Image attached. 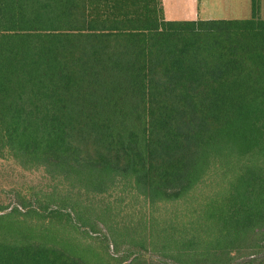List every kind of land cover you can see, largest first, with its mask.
I'll list each match as a JSON object with an SVG mask.
<instances>
[{
	"label": "trees",
	"instance_id": "16d2710c",
	"mask_svg": "<svg viewBox=\"0 0 264 264\" xmlns=\"http://www.w3.org/2000/svg\"><path fill=\"white\" fill-rule=\"evenodd\" d=\"M252 12L0 0V159L55 183L0 206V264H264L261 0Z\"/></svg>",
	"mask_w": 264,
	"mask_h": 264
},
{
	"label": "rangeland",
	"instance_id": "374dc122",
	"mask_svg": "<svg viewBox=\"0 0 264 264\" xmlns=\"http://www.w3.org/2000/svg\"><path fill=\"white\" fill-rule=\"evenodd\" d=\"M216 8L221 5L228 11L225 13L224 20L235 21L236 19H249L252 16L251 0H215ZM173 5L172 13L169 12V16L174 20H190L197 14V0H171ZM221 6L219 8H221ZM261 19L264 20V1L261 2ZM55 183L52 182L43 170L25 171L13 160L0 159V206L13 207L18 203L17 197L31 198L36 195L44 194L54 190ZM62 186H59L61 188ZM58 189V188H57ZM60 190V189H58ZM61 196L66 195L64 191L60 192ZM106 201L115 202L117 198L115 195L107 197ZM124 207V206H123ZM122 208V207H120ZM103 233L108 232L103 229ZM124 243L120 245V255L126 248ZM115 250V248H114ZM113 254V246L110 249ZM143 258L146 262L171 264L167 261H161V259L155 258L150 253L146 254Z\"/></svg>",
	"mask_w": 264,
	"mask_h": 264
},
{
	"label": "crops",
	"instance_id": "0c3cea01",
	"mask_svg": "<svg viewBox=\"0 0 264 264\" xmlns=\"http://www.w3.org/2000/svg\"><path fill=\"white\" fill-rule=\"evenodd\" d=\"M163 1V7L165 9V17L168 21H231L230 20H224L225 13H228L226 9H222L223 7L221 5H218L216 8L215 0H197V14L193 16V19L190 20H174L173 17L169 16V12L172 13L173 5L171 4V0H162ZM264 0H261V2ZM252 3V0H251ZM221 6V8H219ZM252 9V5H251ZM252 18V16H251ZM249 18V19H251ZM241 20V19H236ZM242 20H248V19H242Z\"/></svg>",
	"mask_w": 264,
	"mask_h": 264
}]
</instances>
